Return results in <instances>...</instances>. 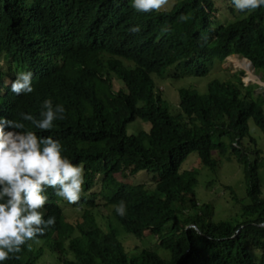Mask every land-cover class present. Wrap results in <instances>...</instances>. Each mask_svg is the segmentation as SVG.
<instances>
[{
  "label": "trees",
  "instance_id": "1",
  "mask_svg": "<svg viewBox=\"0 0 264 264\" xmlns=\"http://www.w3.org/2000/svg\"><path fill=\"white\" fill-rule=\"evenodd\" d=\"M213 14L214 0H174L158 13H139L132 0H0V117H38L46 99L64 107L65 118L49 131L25 122L26 130L59 141L62 155L83 166L81 199L72 206L83 207L90 225L66 222L61 207L68 203L47 189L44 219L55 216V226L2 264H36L44 256L52 264H264L261 158L247 132L251 119L264 136V6L218 25ZM181 15L188 19L180 21ZM133 26L139 33L128 31ZM54 50L55 66L46 60ZM230 54L246 58L263 84H244L237 71L208 81L204 93L178 89L177 110H168L155 75L174 65L203 76ZM21 71L32 72L34 91L15 95L9 82ZM135 119L146 128L127 133ZM191 152L198 168L211 173L223 159L240 165L243 192L231 193L225 215L214 216L211 202H198V168H180ZM215 184L206 181L208 188ZM95 188L101 205L93 200ZM122 200L123 218L115 211ZM88 209L107 216V225L96 226ZM119 230L134 239L153 237V247L169 257L153 247L130 253ZM65 249L72 257L65 258Z\"/></svg>",
  "mask_w": 264,
  "mask_h": 264
},
{
  "label": "clouds",
  "instance_id": "2",
  "mask_svg": "<svg viewBox=\"0 0 264 264\" xmlns=\"http://www.w3.org/2000/svg\"><path fill=\"white\" fill-rule=\"evenodd\" d=\"M169 0H132V7L139 13L160 12ZM240 13L251 12L264 6V0H231ZM188 17L181 15L180 21ZM139 33V26L128 29ZM167 31V29H164ZM56 50L50 51L47 62L55 66ZM250 63V62H249ZM32 72L21 71L10 81V90L15 95L29 94L32 87ZM62 105H53L46 99L39 116L20 113L19 120L0 117V264L12 257L29 241L38 242L47 230L55 226V216L44 219L48 203L47 189L69 205L78 204L84 184V168L73 164L62 155V145L51 136H39L26 130V123L40 132L49 131L54 121L64 119ZM11 129L6 131L5 129ZM116 214L124 217L127 206L122 200L115 206ZM30 248L31 245L28 244Z\"/></svg>",
  "mask_w": 264,
  "mask_h": 264
},
{
  "label": "rangeland",
  "instance_id": "3",
  "mask_svg": "<svg viewBox=\"0 0 264 264\" xmlns=\"http://www.w3.org/2000/svg\"><path fill=\"white\" fill-rule=\"evenodd\" d=\"M174 0H169V4L165 6L163 9H168L172 5ZM241 17V14L235 9L230 10L229 6L223 0H214V14H213V23L224 24L231 22L235 19ZM246 69V70H245ZM241 71L242 75L240 76L241 81L244 84L247 83H256L258 85H262L263 82L259 80L257 75H255L252 71V67L249 61L238 55V54H230L226 56L219 64L214 62L208 69L207 73L203 76H194L190 74L180 73L179 70L175 69L174 65H169L165 69V73L163 77L154 76V85L155 88L161 91L164 99L168 103V110L170 112H176L177 110V102L178 95L177 91L180 88H187L196 90L198 93H204L206 91V84L208 81L212 79L218 80H226L230 78V75L234 72ZM166 74V75H165ZM118 83L116 80L112 81V87L116 88ZM256 92L260 91V88L255 89ZM261 107L264 111V103L261 104ZM140 124V125H138ZM146 122L141 121L140 119H135L126 125L127 133H134L139 129H145ZM248 135L252 137L255 141V145L259 150L260 161L257 167L256 173L258 180L262 186H264V136L257 129L251 119L248 120ZM200 164L197 161L196 153H189L185 159L181 162L180 168L192 169L194 167L199 166ZM220 168L215 172H209L204 167H199L197 169L196 174V183L194 186V193L198 200V202H211L214 207V216H223L226 214L228 208L233 205V202L230 203L229 198L232 192L235 195H241L243 192V181H242V170L240 165L237 163L222 160ZM126 176L124 174H121ZM123 179L133 182V183H141L146 181V177L142 175H137L133 178L122 177ZM210 178L214 179L215 186L207 187L206 181ZM229 186L228 188H222L220 186ZM264 189V188H263ZM97 188L93 189V193L95 194L94 202L101 205L100 201L102 200L101 196L97 192ZM62 210L64 215V220L71 224L75 222H79L85 225V228H88L89 222L87 221V217L82 215L83 207L72 206L68 204L62 205ZM87 208V207H84ZM92 214L94 223L98 227H105L107 225L108 217L101 219V216L97 214V211L94 209H88ZM106 212V211H105ZM117 227V226H116ZM121 244L126 247L130 253L135 252L137 249L142 247H153L155 239L153 237H143V238H131L129 234L124 232L123 230H119L117 235ZM154 248V247H153ZM157 251V254L162 258H168L169 253L162 249L161 247L154 248ZM63 255L65 258L72 257V253L70 250H64ZM36 264H52V260L50 256H44L42 258H38ZM61 263V259L58 260V264Z\"/></svg>",
  "mask_w": 264,
  "mask_h": 264
},
{
  "label": "bare ground",
  "instance_id": "4",
  "mask_svg": "<svg viewBox=\"0 0 264 264\" xmlns=\"http://www.w3.org/2000/svg\"><path fill=\"white\" fill-rule=\"evenodd\" d=\"M246 70V69H245Z\"/></svg>",
  "mask_w": 264,
  "mask_h": 264
}]
</instances>
